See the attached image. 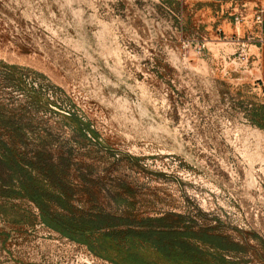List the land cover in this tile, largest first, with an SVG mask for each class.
<instances>
[{
	"label": "rangeland",
	"instance_id": "1",
	"mask_svg": "<svg viewBox=\"0 0 264 264\" xmlns=\"http://www.w3.org/2000/svg\"><path fill=\"white\" fill-rule=\"evenodd\" d=\"M240 0H0V115L115 213H181L264 264V27ZM243 26V27H242ZM248 60H238L237 39ZM21 219L16 221V219ZM0 264H113L0 196Z\"/></svg>",
	"mask_w": 264,
	"mask_h": 264
},
{
	"label": "trees",
	"instance_id": "2",
	"mask_svg": "<svg viewBox=\"0 0 264 264\" xmlns=\"http://www.w3.org/2000/svg\"><path fill=\"white\" fill-rule=\"evenodd\" d=\"M264 128V103L250 111ZM22 127L0 115V196L25 198L63 236L113 264H239L245 247L228 234L193 226L181 213H115L101 207L85 176H69L64 151L23 146ZM21 219H16L19 221ZM247 264V261H241Z\"/></svg>",
	"mask_w": 264,
	"mask_h": 264
},
{
	"label": "built area",
	"instance_id": "3",
	"mask_svg": "<svg viewBox=\"0 0 264 264\" xmlns=\"http://www.w3.org/2000/svg\"><path fill=\"white\" fill-rule=\"evenodd\" d=\"M244 7L245 5L240 2V6L238 11L236 12L234 16V22L235 24H240L243 21L246 20H252V23L257 25L258 28H263L264 27V0H259L256 1V3L253 6V14L250 18H246V13L244 12ZM238 43V60L240 62H245L248 60V51L249 48L247 46V43H245V40L243 39H237Z\"/></svg>",
	"mask_w": 264,
	"mask_h": 264
},
{
	"label": "crops",
	"instance_id": "4",
	"mask_svg": "<svg viewBox=\"0 0 264 264\" xmlns=\"http://www.w3.org/2000/svg\"><path fill=\"white\" fill-rule=\"evenodd\" d=\"M256 1H259V0H240V2L245 5L244 12L246 13V18H250L252 16V14H253V6L256 3ZM241 23H244V25L247 26V27L250 26V22L248 20L243 21ZM239 27H240V24H235L236 30L239 29ZM256 27H258V26L256 25Z\"/></svg>",
	"mask_w": 264,
	"mask_h": 264
}]
</instances>
